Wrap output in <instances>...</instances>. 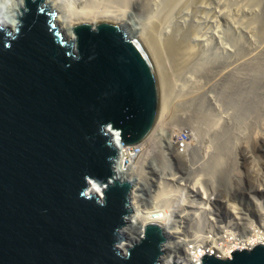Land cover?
Instances as JSON below:
<instances>
[{
	"label": "water",
	"instance_id": "95a60500",
	"mask_svg": "<svg viewBox=\"0 0 264 264\" xmlns=\"http://www.w3.org/2000/svg\"><path fill=\"white\" fill-rule=\"evenodd\" d=\"M23 2L16 26L0 25V264H158L156 222L119 246L133 187L113 163L156 121L150 58L114 23H77L68 40L44 0ZM201 262L264 264V244Z\"/></svg>",
	"mask_w": 264,
	"mask_h": 264
},
{
	"label": "bare ground",
	"instance_id": "6f19581e",
	"mask_svg": "<svg viewBox=\"0 0 264 264\" xmlns=\"http://www.w3.org/2000/svg\"><path fill=\"white\" fill-rule=\"evenodd\" d=\"M110 1H115L117 5H114L113 7L111 6V9L109 7L100 10L96 9V3H94L95 0H80L78 1L77 5L75 3L74 5H72L73 2L71 3L70 0H44L43 5L46 6L49 9V12L53 14L55 26H57L62 36L68 40H74V34L72 33L71 29L77 23L90 22L93 26L100 21H105L118 25L121 29L124 30L128 37L135 38L140 42V44L146 51V54L150 58V61L152 62V65L156 72V60L154 61V56L156 54L155 47L153 46L152 42H150L151 40L149 41V38L148 40L143 39L142 36L145 35L143 33H146L144 32L143 28H140L141 30L139 28L138 30H132L128 26L129 24L123 18L124 11L128 8L130 9L131 7L139 10V12H142L143 14H146L147 17H151L152 14H155L159 10L158 13H163V18H161V21L157 20L156 22H154V24L155 26L159 27L158 29H161V31H163L162 33L165 32V34H169L171 33V25L170 22H166V17L171 9L176 6L179 0H168V2H166L167 0H109V2ZM7 2H9L10 6ZM109 2L107 4H109ZM224 2L226 1L224 0ZM1 3L4 4V6H2ZM261 3L262 0H247L248 6H250L251 9H254V14L250 15L251 20L249 23H247L249 30L246 27V29L248 30H245L246 32L254 33L258 19L256 14L259 13L258 10L260 9ZM0 5V25L13 29L16 26V13L19 12L20 9L24 6L23 0H0ZM232 10L233 9H231V11ZM222 13V16L226 19L229 13L224 11H222ZM248 21L249 19L247 20V22ZM263 32L264 29L261 30L260 34H262ZM187 42L178 41L173 44L174 46L171 44L173 48L177 50V52L181 51V61H184L185 64L191 59V56L194 54V46ZM263 46L264 42H262L259 49H261ZM251 61V71L249 70L251 73L249 74L248 81L249 84L247 85L245 91L242 90L241 87H239V84L235 83L238 81V79H235L236 76L232 74L233 72H231L232 61L229 60L225 64H221L220 66L217 65V70L209 74L211 76V80L207 79V81H211L212 84L210 83L207 87L209 91L205 90L204 93L206 95L203 94L197 98L193 96L188 97V99L186 100V104L184 105V109L186 110V112H190L191 115L190 117L187 116L188 118H186L189 121H193L195 124L204 126L205 135L208 136L207 140L205 142H200V140L198 141V158H187L189 162H191V165H196L195 168H193L195 169V171L190 180L183 182L181 181L182 179H177L172 173L166 172L157 181L156 189L153 192V200L155 203H159L165 211L173 210V214L175 216H183V221L185 222L182 224H188L189 226L195 227L191 233L186 232L184 229H181V226L183 225L179 222L177 224H174V222L170 221L163 212H153L149 209H146V207H143L142 203L140 202V194L138 192V190L140 189L138 187V181L136 178H132L127 175V172L130 169L136 168L138 170V166L141 165L140 162L142 161L141 157L139 156L140 158L138 159V161H132L129 167L126 166L127 160L125 157V152L123 151L126 146L118 145L119 147L117 158L113 162L116 177L120 179L130 180L132 183V187H134V190L130 194V206L132 208V213L127 218L126 224L120 230L123 239L119 246L122 251H125V249L129 245L140 239L144 225L149 222H156L160 224L167 239L166 243L163 246V254L160 257L158 264H171V262H181L182 260L185 264H199L200 261H197V258L193 257L194 253L191 249H189V243H192L195 247H199L200 254L211 253L221 258L229 257L232 250L248 249L253 245L264 244V222L262 224L261 222L260 224H257L252 220L247 219L248 223H245L247 224V228L243 231V233L240 235L238 233H234L236 229L235 224L237 223V221H241V219L244 220L243 217L245 216H243L241 212L236 210L237 206L234 204V202L226 203L230 207L231 213L228 216L229 220L227 221V226L224 228L220 227L221 229L218 230L223 231L221 241L216 240L220 239L221 236L219 234L217 235H219L220 237H214L212 240H209L208 236H206V233H209L210 230H208L209 232H207L203 231V228H199L200 226H204L203 221H211L209 212L218 202V197L214 193L216 178L219 179V176H222L224 174L226 181L231 180L234 182H238L241 181L240 175L241 173H243V170H248L245 161L250 157L249 154H243L244 163L242 162V165L238 164V162H236V160L234 159L235 156L233 155L235 154H233V150L231 149L234 146V143L238 142L237 137L240 135V133L248 132L251 138L253 137V140H264V129L262 130L264 126V48L260 50L259 54L254 55ZM212 62L213 61H209V59H201V62L198 63H200L202 66L199 65V68L205 66L204 69H207L209 66L208 64ZM189 68L190 66H185L184 70L188 69V71L186 70V74L191 71ZM242 78L244 79V77ZM218 86L219 89L216 91L215 89H217ZM210 92H213L215 94H211ZM163 109L164 108L159 105L158 115L152 130L144 140L139 142L140 145L144 147V152H142L143 154H141L144 155V157H142L144 161L147 159V156L156 149L158 145V126L161 122ZM183 145L184 151L187 149V144L182 143V141L179 142L178 145L176 144L174 151L178 155L181 154L180 148ZM204 157L205 159L198 160ZM161 168L162 170H165V168L163 167V162ZM161 173H163V171ZM183 189H185V191ZM257 189L264 190V181L262 182L261 187ZM90 190L95 193H101L102 191V189L95 183H92L90 185ZM172 191H174V193H172ZM187 192L195 198L194 202L197 204V206H195V208L193 209L188 204H186ZM257 193L262 195L263 192L261 193L260 191H257ZM195 213L203 215V218L200 220L203 225L200 224V222L195 223L194 221H192ZM227 227H232V229H229ZM253 227H262V230H260V232L257 231L256 233L253 230ZM226 228L230 231L228 232ZM214 231L215 230H213V233ZM207 235H209V238H211L212 234ZM174 240H177V242ZM170 242L176 243L178 245V256H176V253L170 249ZM190 252L193 253V255H191ZM183 255H186L187 258H180V256Z\"/></svg>",
	"mask_w": 264,
	"mask_h": 264
},
{
	"label": "rangeland",
	"instance_id": "374dc122",
	"mask_svg": "<svg viewBox=\"0 0 264 264\" xmlns=\"http://www.w3.org/2000/svg\"><path fill=\"white\" fill-rule=\"evenodd\" d=\"M70 1L71 3L73 2L72 5H74V3L77 5L80 0ZM225 1L226 2H224V0H179L166 17V22H170L171 25V33L169 34H165V32L162 33L163 31L158 29L159 27L154 24V22L157 20L161 21V18H163V13L160 12L159 14V10L155 14H152L151 17H147L146 14L131 7V10L128 8L129 10L127 9L124 11L123 18L129 24L128 26L132 30L143 28L144 32H146L143 33L145 34L142 36L143 39L148 40L149 38V41L151 40L150 42H152L155 47L156 54L154 56V61L156 60V66H154L158 71L156 72L159 83V105L164 108L161 122L158 126V145L156 149L147 156L145 161L142 159L144 155L140 156L143 164L140 162L142 166L139 165L138 170L134 168L127 172L128 176L137 179L138 187L141 188L146 195L149 192L155 191L157 181L166 172L172 173L177 179H182L181 181L183 182L190 180L194 174L195 169L193 168H195L196 165L193 163V165H191L188 159H196L199 157L197 143L199 140L200 142H205L208 136L205 135L203 125L195 124L193 121L187 119V116L190 117L191 115L190 112H186L184 109L188 97L193 96L197 98L205 94V90L209 91L207 88L211 83V81H209L211 80L209 74L217 70V65L220 66L221 64H225L229 60L232 61L231 72L236 76L235 79H238L235 83L239 84V87L245 91L249 84L251 59L264 48L263 46L259 49L262 42H264V32L260 34L261 30L264 29V0H262L260 9L258 10L259 13L256 14L258 19L254 33L246 32L249 30L247 23L251 20L250 15L254 14V9L248 6L247 0ZM108 2L109 0H95L94 3H96L95 7L98 10L109 7L111 9L114 5H117L115 1H110L109 4H107ZM166 2H168V0ZM7 3L9 4V2ZM1 5L4 6L2 3ZM230 8L233 10L231 11ZM222 11L229 13L226 19L222 16ZM219 14L222 17H220ZM248 19L249 21L247 22ZM178 41H188L187 43L194 46V54L186 64L184 61H181V51L177 52V50L173 48V44ZM201 59L213 61L210 63L211 66L207 63L209 69H204L205 66L199 68V65L202 66L198 63L201 62ZM185 66H190L189 69L191 71L188 72V74H186L188 69L184 70ZM242 77H244V79ZM207 79L209 80L207 81ZM218 89L219 86L215 90L217 91ZM210 93L215 94L213 92ZM263 129L264 126L262 130ZM185 134H187L186 142L182 141V143L187 144V149L183 151L184 145L181 146V154L178 155L174 150L176 144H179L178 138L180 136L184 137ZM239 136V138L237 137L238 142L234 143L231 150H233L232 152L235 154L233 155L236 157H234V159L241 165L244 163L243 154L247 153L250 155L248 158L250 162L248 160L245 161L248 170H243V173L240 175L241 181L238 182L231 180L226 181L224 174H221L222 176H219V179L216 178L214 193L218 197V202L209 212L211 221H203L204 226L199 227L203 228V231L209 232L208 230H210L209 233H206L209 240L220 236V239L216 240H222L223 231L218 230L227 226L226 224H228L227 221L229 220L228 216L231 213V209L226 203L234 202L237 206L236 210L241 212L243 216L245 215L243 217L244 220L241 219V221L239 220L235 224L236 229L234 233H238L239 235L242 234L247 228V224L245 223H248L249 219L257 224H260V222L262 224L264 222V190L257 189L261 187L264 181V140H253V137L251 138L248 132L240 133ZM203 159H205V157L198 160ZM162 162L165 170L161 168ZM162 171L163 173H161ZM257 191L263 192L262 195L258 194ZM172 193H174V191H172ZM203 223L200 222L202 225ZM194 228V226H189L188 224L181 227V229L190 233ZM227 228L232 229V227ZM229 229H227L228 232L230 231ZM213 230H215L214 233ZM253 230L257 233V231L260 232V230H262V227H253ZM207 234H212L211 238H209ZM174 241L177 242V240Z\"/></svg>",
	"mask_w": 264,
	"mask_h": 264
},
{
	"label": "built area",
	"instance_id": "2783aa9c",
	"mask_svg": "<svg viewBox=\"0 0 264 264\" xmlns=\"http://www.w3.org/2000/svg\"><path fill=\"white\" fill-rule=\"evenodd\" d=\"M187 134L184 135V137L180 136L178 138V141L181 142V141H186V136ZM125 149L123 150L125 152V157H126V160H127V165L129 167V165L132 163V161H138V159L140 158L139 156H141L142 152H143V146L140 145V143H137V144H134L132 146H127L125 145ZM125 170V169H124ZM134 190V187L132 188V191ZM185 191V189H183ZM139 194H140V202L142 203L143 207H146V209H149L153 212H163L165 214V216H167V218L174 222V224H177L178 222L180 224L184 223L185 221H183V216H175L173 214V210H170V211H165L159 203H155L154 200H153V191L152 192H149L146 194H144L143 190L140 188L138 190ZM187 201H186V204H188L192 209L195 208V206H197V204L194 202L195 201V198L187 192ZM185 204V206H186ZM191 210V209H190ZM189 210V211H190ZM203 218V215L199 214V213H195L193 218H192V221H194L195 223H198V222H201L200 220ZM183 226L185 224H182ZM181 226V227H183ZM167 239L165 240V242L163 243L162 245V248L164 246V244L166 243ZM170 249L176 253V256H178V245L176 243H173V242H170ZM189 246V249H191L194 253V256L193 257H196L197 258V261H200L199 264H201V259H202V256L204 254H200V250H199V247H195L192 243H189L188 244ZM255 245H253L252 247L248 248V249H251L253 248ZM233 251V250H232ZM231 251V252H232ZM193 253L190 252L191 255H193ZM187 258L186 255H183V256H180V258ZM230 257V256H229ZM180 264H185L183 263V260L181 262H179ZM172 264V262H171Z\"/></svg>",
	"mask_w": 264,
	"mask_h": 264
}]
</instances>
